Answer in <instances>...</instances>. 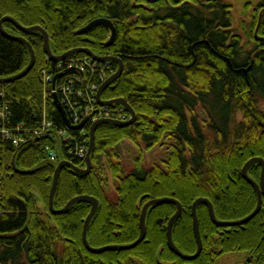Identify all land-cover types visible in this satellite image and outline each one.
Segmentation results:
<instances>
[{
	"label": "trees",
	"instance_id": "obj_1",
	"mask_svg": "<svg viewBox=\"0 0 264 264\" xmlns=\"http://www.w3.org/2000/svg\"><path fill=\"white\" fill-rule=\"evenodd\" d=\"M249 5L237 24L227 0H0V19L11 16L25 27H42L55 55L89 48L123 61L121 76L102 99L125 98L136 120L126 127L100 123L90 172L63 168L54 197L56 209L78 195L99 200L87 235L93 247L136 241L143 206L153 198L181 202L173 239L186 254L198 248L196 199L208 198L219 221L240 220L255 210L257 192L243 167L253 157L264 158V0ZM98 18L114 24L111 44L106 24L83 31ZM3 27L25 37L36 54L28 74L0 83L10 127L35 128L44 115L54 118L56 128L65 126L54 96L45 93L43 71H54L58 61L46 55L42 33L23 32L9 21ZM30 59L25 44L0 32V78L21 72ZM108 62L107 77L118 69L116 61ZM79 130L71 132L78 136ZM125 140L137 151L124 153ZM47 146L59 151L57 161L50 160ZM66 146L51 135L14 146L0 133V264H216L235 251L247 252L249 264H264V201L253 219L235 226H218L200 203L203 249L193 260L168 246V222L177 211L172 202L148 209L146 238L135 248L89 251L82 233L92 204L77 202L63 214L49 209L54 172L68 156ZM155 149L158 160L145 166V152ZM73 162L86 167L85 159ZM248 173L260 182L262 163Z\"/></svg>",
	"mask_w": 264,
	"mask_h": 264
},
{
	"label": "water",
	"instance_id": "obj_2",
	"mask_svg": "<svg viewBox=\"0 0 264 264\" xmlns=\"http://www.w3.org/2000/svg\"><path fill=\"white\" fill-rule=\"evenodd\" d=\"M6 21L13 23L18 29H20L21 31L26 32V33L34 32V31L42 33L43 39H44V43H43L44 51H45L46 55L51 60H53L55 62L64 60L65 58H67L68 56H70L74 53H86L87 55H89L92 58L99 60L101 62L116 61L118 63L117 71L114 74H112L110 77H108L106 79V81L102 84V86L100 87L99 93H98V100H99V103L101 105H112L114 103L123 104L127 108V110L131 113V116H132L131 119H129L127 121H120V120H116V119H112V118H102V119H99L96 122H94L90 127V146H89L88 154H87L86 159H85L86 167L81 168L77 164H75L73 161L68 160V159H64V160H61L60 162H58L56 169H55V172H54L53 183H52V187H51L50 195H49V209H50V212L52 214L66 213L75 203L80 202V201H89L92 204L91 211L85 220L84 227H83V233H82L83 242L89 251H91L93 253H102V252L108 251V250L121 251V250H129V249L135 248L138 244H140L146 238V234H147L146 218H147L148 209L152 205L157 204V203H161V202H172V203H175L177 205V211L172 215V217L170 218V220L168 222L167 242H168V246L170 247V249L175 254H177L178 256H180L181 258H183L185 260L196 259L200 255V253L202 252V249H203V241H202V236H201V232H200V223H199V218H198V214H197V209H198V206L200 203L203 202L208 206L210 216H211L212 220L214 221V223H216L218 226L243 225L245 223H248L251 219H253L258 214V212L261 209L262 202H263V196H264V158L253 157L249 161H247V163L244 165L243 175H244L245 179L254 187V189L257 192L258 203H257L255 210L251 214H249L247 217L240 219V220L219 221L217 219L213 203L208 198L200 197V198L196 199V201L193 203V206H192V216H193V229H194V234H195V237L197 240L198 248L194 254L184 253L174 242L173 228H174L176 220L182 214V211H183V206H182L181 202L174 197L153 198V199L149 200L143 206L141 216H140V223H139L140 230H141L140 236L133 243L123 244V245L120 244V245H106V246H102V247H93L90 244V242L87 238V235H88V229H89L90 223H91L94 215L96 214V212L99 208V200L96 197L90 196V195H78V196L73 197L71 200H69L68 203L63 208L56 209L54 207V197H55V193L57 190L60 174H61V171L63 168H65V167L72 168L75 172H77L80 175H87L90 172V170L92 168L91 156H92V153L94 152L95 147H96V130H97V127L100 123L109 122V123H113L119 127H126V126L132 124L136 120V118H137L136 112L133 109V107L130 105V103L125 98H115V99H111V100H103L101 98L103 91L107 87H109L118 77L121 76V74L123 72V67H124L123 61L121 58L116 57V56H99V55L95 54L92 50H90L89 48H75V49H71V50H69V51H67L61 55H55L51 50L50 41H49V34L45 29H43L42 27L37 26V25L31 26V27H25V26L21 25L15 18H13L11 16H4L0 19V32L9 39L20 41L23 44H25L30 51L31 59H30L29 64L27 65V67L24 70H22L21 72L15 74V75L5 77V78H0V83H7V82H11V81H14L16 79H20V78L24 77L26 74H28L30 72V70L33 68V66L36 62V54H35V51L33 49V46L31 45V43L23 36L12 35V34L8 33L3 27V24ZM101 23L106 24L111 29V36H110V39L108 41V43L111 44L113 42V40L115 39L116 29H115V26L110 19H107V18L95 19V20L91 21L86 27H84L83 31L86 32L89 29H91L93 26L101 24ZM54 99H55V103H56L57 108L59 109V111L61 112V114L64 118L65 124L69 128L81 129L84 127L86 120H84L83 122H81L78 125L71 124L68 117H67L65 109L63 108V106L59 102L58 96L55 95ZM256 162L262 163V173H261L260 182L255 181L248 173L249 168L253 164H255ZM14 166H15V163H14ZM16 171H18V170L16 169Z\"/></svg>",
	"mask_w": 264,
	"mask_h": 264
},
{
	"label": "built area",
	"instance_id": "obj_3",
	"mask_svg": "<svg viewBox=\"0 0 264 264\" xmlns=\"http://www.w3.org/2000/svg\"><path fill=\"white\" fill-rule=\"evenodd\" d=\"M110 62L101 63L99 60L86 56H68L58 61L54 71H43L46 94L55 95L65 109L71 124L78 125L86 120L85 126L74 135L66 124L56 128L55 120L44 115L35 128H27L17 124L11 128L7 120L10 107L7 103L0 104V133L11 140L14 146H20L33 137L51 135L61 138L67 144L68 156L65 159L73 161L75 158L85 159L90 146V130L85 127L102 118H112L126 121L131 118L125 106L115 109L113 105H101L98 100L99 89L106 81ZM113 74V73H112ZM111 74V75H112ZM91 127V126H90ZM81 139V140H79ZM72 143H75L72 145ZM51 161H57L59 151L47 146ZM1 212V210H0Z\"/></svg>",
	"mask_w": 264,
	"mask_h": 264
},
{
	"label": "rangeland",
	"instance_id": "obj_4",
	"mask_svg": "<svg viewBox=\"0 0 264 264\" xmlns=\"http://www.w3.org/2000/svg\"><path fill=\"white\" fill-rule=\"evenodd\" d=\"M227 1L232 3L233 5L232 12L235 16V20L237 24H239V20L245 16L247 5L249 4L254 5L259 0H227ZM249 7H251V5H249ZM262 105L264 106V103H262ZM121 148L122 150H124V153L126 154H127V150L133 151L135 149L137 151L136 147L129 140H125L122 143ZM157 157H158L157 149L153 151L145 152V158L143 160L144 165L149 167L155 160L156 161L158 160ZM113 191H114V185L111 183L110 192L112 193ZM263 201H264V196H263ZM262 205H263V202H262ZM248 261H249V256L247 252L235 251V252L225 254L223 257L220 258V260H218L216 264H249Z\"/></svg>",
	"mask_w": 264,
	"mask_h": 264
}]
</instances>
